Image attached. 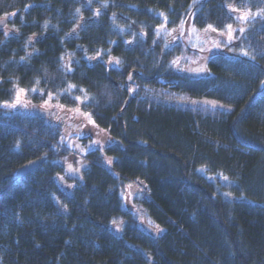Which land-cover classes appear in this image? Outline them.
Listing matches in <instances>:
<instances>
[{
  "label": "trees",
  "instance_id": "16d2710c",
  "mask_svg": "<svg viewBox=\"0 0 264 264\" xmlns=\"http://www.w3.org/2000/svg\"><path fill=\"white\" fill-rule=\"evenodd\" d=\"M229 6L255 13L264 0H0V19L13 16L16 30L0 29V106L18 89L41 92L34 102L52 93L112 140L86 155L68 192L61 130L40 114L0 113V264H264V18L205 73L176 74L173 62L195 52L181 37L157 41L161 25L223 32L235 23ZM128 186L160 235L126 207Z\"/></svg>",
  "mask_w": 264,
  "mask_h": 264
},
{
  "label": "rangeland",
  "instance_id": "374dc122",
  "mask_svg": "<svg viewBox=\"0 0 264 264\" xmlns=\"http://www.w3.org/2000/svg\"><path fill=\"white\" fill-rule=\"evenodd\" d=\"M232 9V8H231ZM230 9L231 15L235 19V23L232 25V28L236 31L233 32V40L228 42V29L223 32H215L211 29H206L202 31L194 30L190 24H184L180 26L178 30H165L164 28H159L157 30V41L160 45L172 46V42L177 40V38H183L184 45L194 51L195 54L193 56L183 55L180 56L176 61L178 63H173L172 69L176 74L185 75L190 74L193 71H198L202 69V66L206 64V61L210 59L212 56L217 53H228V46L232 45L236 42V37L242 34L239 29L244 28L246 30L248 23L252 20L251 16L249 20L242 21L237 19L242 13L238 11H232ZM264 18V15L257 16ZM13 16H8L5 19L8 21L11 20ZM2 33L5 35L16 34V30L12 28L8 23L6 26L1 28ZM93 60H99V57H95ZM109 66L117 67L118 63L115 60L108 62ZM180 69H186V71H181ZM129 89H134L133 85L129 86ZM19 90V89H18ZM17 90V91H18ZM17 93V92H16ZM38 94L41 96V92L35 90L25 91V93L21 94V103L16 107H5L4 105L0 106V113L9 115L14 113H22V114H32L36 109L48 110L53 114L52 117L48 119L49 123L58 127L62 134L61 144L67 146L68 148L77 147L82 151V153L87 154L89 152L97 151L100 154H103V150L105 147L112 144V140L107 136V134L98 130L94 127L93 123L89 122L88 117H85L83 113L79 110V107L68 108L63 106V108L59 107L60 104L56 101V97L52 95V99L49 101V106L42 107L43 102H34L30 98V96ZM48 99V95L45 100ZM176 102L180 105L186 106H195V105H203L209 107L211 109H217L225 112H230L231 108H228L221 103L208 98L202 99H187V98H179ZM195 102V103H193ZM77 109L79 111H77ZM67 122H71V126H67ZM94 142H98L95 143ZM105 163H108V159H104ZM69 160L67 159L64 164V174L60 177L63 179H59V183L61 186L69 185L70 188H73L76 185V182L64 181L66 175V166ZM61 180V181H60ZM127 187L126 191L122 192V198L126 205V207L136 216L139 226L146 230L149 233H152L155 236L161 234V229L155 227L151 224L144 214L136 207H132L129 200L131 199L128 196V189L130 191L134 188ZM133 190H137L136 188ZM121 223L113 224L111 226L112 229L117 227L118 229L121 227Z\"/></svg>",
  "mask_w": 264,
  "mask_h": 264
},
{
  "label": "snow or ice",
  "instance_id": "6c2138e0",
  "mask_svg": "<svg viewBox=\"0 0 264 264\" xmlns=\"http://www.w3.org/2000/svg\"><path fill=\"white\" fill-rule=\"evenodd\" d=\"M229 7L231 8V6H229ZM231 10L232 11H238L237 9H234V8H232ZM77 11L79 12V9H77ZM13 15H14V13H13ZM161 15H163V14H161ZM261 15H264V9H260V10H258L255 13L243 12L239 17H237V19L242 20V21H247V20H249V17L250 16H251L252 19H254L255 17L261 16ZM160 27L163 28L164 25H161ZM207 27L209 29H211L212 31H216V28H214L213 25H211V24H209ZM227 29H228V33H227V35H228V42L230 43L233 40V32L236 31V30L232 28V25L231 24L227 25ZM239 31L241 33H243L245 31V29L244 28H240ZM126 43H130V42H126ZM99 55H100V53L98 52L97 53V56H99ZM244 55H247V53L245 52ZM89 59H94V57H89ZM117 63H119V61H117ZM173 63L174 64L175 63H178V61H174ZM180 70L181 71H186V69H180ZM68 71H71V69L69 68ZM198 71H203V69H199ZM131 78H132L131 77V74H129V80H131ZM37 83H39V81H37ZM262 84H264V82H262ZM73 87H74V85H69V88L70 89L73 88ZM33 91H35V89H33ZM81 91H83V90H81ZM22 93H25V90L24 89H19L17 91V93H16L15 99L11 103L5 101V102H3V105L5 107H12V108L16 107L18 104L21 103V94ZM51 99H52V93H49L48 94V99L47 100H44L42 107L49 106V101ZM76 99L77 100H80V97H76ZM193 103H195V102H193ZM59 107L63 108V105H60ZM77 111H79V110L77 109ZM83 115L85 117H88L90 123H94L91 120V117H90V115L88 113H83ZM95 143H98V142H94L93 147L95 146ZM17 144H19V142H17ZM111 162H112L111 160L108 161V163H111ZM79 170H80L79 168H77L75 170H72L71 169V165H69V171L79 172ZM60 179H63V177H60ZM224 179L227 180V177H224ZM113 223H116V221H113Z\"/></svg>",
  "mask_w": 264,
  "mask_h": 264
},
{
  "label": "water",
  "instance_id": "95a60500",
  "mask_svg": "<svg viewBox=\"0 0 264 264\" xmlns=\"http://www.w3.org/2000/svg\"><path fill=\"white\" fill-rule=\"evenodd\" d=\"M7 23V19H1L0 20V28H3ZM205 67L203 66V71L202 73H205ZM131 74V73H130ZM127 82H130L129 80V75L127 78ZM35 114H41L43 116H47L49 114V111H45V110H36ZM45 162V158H40V159H34L31 161H28L27 163H25L24 165H22L16 172V177L17 178H23L33 172H35L43 163ZM64 190L68 191L70 190L69 185L64 187ZM114 231L116 232V234H119V230L118 228H114ZM148 260H150V257H147Z\"/></svg>",
  "mask_w": 264,
  "mask_h": 264
},
{
  "label": "flooded vegetation",
  "instance_id": "af4514ba",
  "mask_svg": "<svg viewBox=\"0 0 264 264\" xmlns=\"http://www.w3.org/2000/svg\"><path fill=\"white\" fill-rule=\"evenodd\" d=\"M52 116H53V114L50 113L47 117L50 118ZM71 124H72L71 122H67V126H71ZM87 154H84V155H87ZM68 160H69V162L66 166V171H65L66 175H65L63 182L64 181H71V182L77 183V182L81 181V172L86 168L87 163L85 161H83L81 159V157H76V158L70 157ZM69 165H71L72 170L79 168L80 169L79 172L69 171Z\"/></svg>",
  "mask_w": 264,
  "mask_h": 264
}]
</instances>
